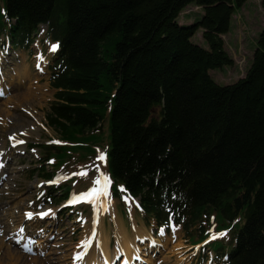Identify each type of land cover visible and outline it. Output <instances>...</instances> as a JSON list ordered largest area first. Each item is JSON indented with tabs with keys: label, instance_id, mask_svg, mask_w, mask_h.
<instances>
[{
	"label": "trees",
	"instance_id": "trees-1",
	"mask_svg": "<svg viewBox=\"0 0 264 264\" xmlns=\"http://www.w3.org/2000/svg\"><path fill=\"white\" fill-rule=\"evenodd\" d=\"M247 1L4 0L0 24L14 49L41 25L58 43L46 120L63 141L95 138L108 116L113 196L123 188L146 218L200 240L217 212L228 237L208 246L223 264H264V25L241 78L209 75L232 65L222 36ZM189 5L202 13L181 24ZM199 30L207 49L191 41ZM40 147L41 161L57 149Z\"/></svg>",
	"mask_w": 264,
	"mask_h": 264
},
{
	"label": "rangeland",
	"instance_id": "rangeland-1",
	"mask_svg": "<svg viewBox=\"0 0 264 264\" xmlns=\"http://www.w3.org/2000/svg\"><path fill=\"white\" fill-rule=\"evenodd\" d=\"M3 2L4 0H0V24L7 26L4 18L1 17ZM201 13L200 8L189 5L180 13L178 22L191 24L194 16ZM236 16L231 21L229 33L222 36L224 49L233 63L231 66H225L223 70L209 71L212 80L220 86L236 82L245 73L255 50L257 35L264 24V8L261 7L259 0H248L246 7ZM201 32V30L197 31L191 41L207 49L208 46L202 39ZM1 36L0 34V77H2L0 89L5 86L8 91L0 98V152L4 154L0 162L4 165L0 168V230H2L0 264H77V262L78 264H216L212 253L191 245L200 240L196 234H193V228L190 231V239L184 234L181 226L174 225L175 233L170 226L164 235L158 236L162 240L145 238L138 241L144 236L142 225L145 222L137 211L135 200L125 199L122 202L113 200L106 211L99 212L100 218L93 216L97 205L94 207L90 203L84 205L81 203L73 207H62L73 193L86 192L93 187V180L101 172L106 175V167L103 166L100 172L97 171L96 165L102 162L97 160L99 155L97 150L106 155L109 149L108 116L102 129L91 135L96 136L95 138L86 137L80 143H49L61 139L48 126L46 120L55 92L50 85L51 70L49 69L55 53L52 51L54 42L48 40L47 27L42 25L39 27L35 42L28 49L17 48L7 54ZM40 50L43 60H38V56L41 55ZM19 71L25 72L26 79L17 83L16 74ZM14 134L16 140H24L25 143L13 147L14 141L9 137ZM30 145L59 147L56 151H50L49 157L52 162L50 163L46 159L41 162V158L44 157L42 148H31ZM43 167L48 173L60 172L70 178L59 180L58 183H49L58 180L61 175L46 181L39 175V170ZM80 171H87L88 175L86 177L71 175ZM52 189V195H49ZM65 191H68L67 198L59 200ZM101 202L103 203V199ZM61 208L68 211H60ZM49 210H52L49 216H53L52 213L55 217L56 214L58 215L53 222L49 216L45 219L38 218V214ZM27 213H32V217L28 218ZM213 214L216 224L211 230L221 231L223 221L217 212ZM115 223H119L126 233H132L133 228L136 230H133L130 238L135 237V242L140 247L138 253L124 254L117 249L111 256L110 262H107L102 255L94 260L89 256L88 262V255L96 254L98 250L85 252V249H82L84 246L78 247V245H81L83 238L87 241L93 229L95 235L98 231V234L106 235V239H110L109 235L114 237L112 230H115ZM110 224L114 227L111 228ZM129 224L136 226L130 228ZM21 228L24 229L23 236L27 241L20 238ZM29 238L35 241L31 253L26 252L23 247ZM109 239L103 241L95 236L96 242L103 243L102 246L107 248V244L111 241ZM145 240L155 241L158 246H162L161 255L156 261L151 260L152 253ZM112 243L114 244L115 241ZM81 250L85 252L83 259L74 261V255Z\"/></svg>",
	"mask_w": 264,
	"mask_h": 264
},
{
	"label": "snow or ice",
	"instance_id": "snow-or-ice-1",
	"mask_svg": "<svg viewBox=\"0 0 264 264\" xmlns=\"http://www.w3.org/2000/svg\"><path fill=\"white\" fill-rule=\"evenodd\" d=\"M58 48V45H54L52 48V51H56V49ZM44 57L42 55L38 56V60H43ZM39 67V64H38ZM4 93L2 90H0V96H2ZM23 135H26V133H23ZM10 140L14 141L13 143V147H15L16 145H20V144H24L25 141L24 140H16L15 139V134L12 137H9ZM49 143H53V144H60L62 143L61 141H49ZM99 155L97 157V160L99 161H105L106 160V155L104 152H101L99 149L97 150ZM4 154L2 152H0V157H2ZM51 163V161H50ZM4 165L3 163H0V168H2ZM96 169L97 171H99V165H96ZM72 176H81V177H86L88 175L87 171H80V172H75L71 174ZM70 176L68 175H61L58 177V180L56 181H50L49 183H58L59 180H66L69 179ZM112 182L110 180V178L105 175L104 173H100L94 180H93V187H91L88 191L86 192H81L79 194L73 193L71 195V198L68 201L69 205H74L76 203H80V202H85V203H91L93 204V206L95 207L97 205L98 202H100L101 197H103V204L101 205L102 207H104L106 209L109 201H108V197L110 196L109 193V187L111 186ZM121 191H125L123 188L121 189ZM125 199H130V197H125ZM52 210H49L48 212L45 213H41L39 215L43 216H47L49 213H51ZM54 215V213H52ZM32 213H27L26 216L28 218L32 217ZM171 221V216L169 217V224ZM166 227L169 225H165ZM160 235H164V227L160 228ZM172 231L173 233H175L176 228L175 226H172ZM24 233V229L21 228L20 229V238L24 239L23 236ZM0 234H2V230H0ZM92 235L95 236V230L93 229ZM219 235H225V233H220ZM212 239H216V236L211 237ZM19 242V241H18ZM35 243V241H32L30 238L28 239V242H26L24 244V250L26 252L31 253L32 252V245ZM87 241H83L81 242V245H78V247H82V246H87ZM153 245L155 244V241L151 242ZM84 256V253H77L76 255H74V261L76 260H82ZM139 257H137L138 259Z\"/></svg>",
	"mask_w": 264,
	"mask_h": 264
},
{
	"label": "bare ground",
	"instance_id": "bare-ground-1",
	"mask_svg": "<svg viewBox=\"0 0 264 264\" xmlns=\"http://www.w3.org/2000/svg\"><path fill=\"white\" fill-rule=\"evenodd\" d=\"M17 76H16V81H17V83H20V82H24L25 81V79H26V74H25V72L24 71H22V72H18L17 74H16ZM1 158V157H0ZM99 174V173H98ZM49 216V215H48ZM144 229V236H146V237H141V238H137L138 239V241H140V239H145V238H149L150 240L152 239V240H154V238L152 237V234L150 233V232H147L146 230H145V228H143ZM135 230V229H134ZM119 231H120V234H121V238L119 239V241H118V244H119V248H118V251H121L122 253H124V254H132V255H134V254H137L138 253V251H139V245L135 242V237L134 238H130L128 235H127V233L124 231V230H122L121 228L119 229ZM136 231V230H135ZM134 231V232H135ZM135 234V233H134ZM98 239H100V240H103V241H108V239H106V235H101V233L100 234H98V231H97V233H96V235H95ZM157 241H159V240H157ZM117 251V252H118ZM98 252H102V253H99V254H97V255H95V254H92L91 253V255L89 254L88 255V262H89V256H92V259L94 260L95 258H99V256H101L102 255V257H104V259H107V262H110V259H111V256L113 255V253H116V251L115 250H113V252L112 251H110L111 253H109L108 252V249H107V246H100V248H99V250H98ZM87 262V263H88ZM91 262H92V260H91ZM149 262H151V261H149ZM79 262H77V264H78Z\"/></svg>",
	"mask_w": 264,
	"mask_h": 264
},
{
	"label": "crops",
	"instance_id": "crops-1",
	"mask_svg": "<svg viewBox=\"0 0 264 264\" xmlns=\"http://www.w3.org/2000/svg\"><path fill=\"white\" fill-rule=\"evenodd\" d=\"M259 1H261V0H259ZM247 2H248V1H247ZM242 9H243V8H242ZM240 11H241V10L237 11L236 14L239 15ZM236 14L233 16L232 20H233L235 17H237ZM263 25H264V24H263ZM263 25H262V27H263ZM243 75H244V74H243Z\"/></svg>",
	"mask_w": 264,
	"mask_h": 264
}]
</instances>
